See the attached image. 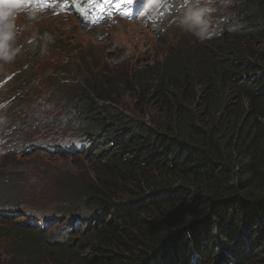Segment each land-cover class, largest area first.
Returning a JSON list of instances; mask_svg holds the SVG:
<instances>
[{
    "label": "trees",
    "instance_id": "1",
    "mask_svg": "<svg viewBox=\"0 0 264 264\" xmlns=\"http://www.w3.org/2000/svg\"><path fill=\"white\" fill-rule=\"evenodd\" d=\"M244 2L252 37H263L264 0ZM234 39L208 43L212 51L198 45L188 58L177 56L143 72L155 83L152 97L163 115L151 126L104 101L115 99L119 87L130 90L128 74H119L114 84L98 78L94 91L66 86L71 117L58 122L67 118L82 147L68 143L65 151L109 162L76 191L73 178L53 177L55 204L72 210L71 220L62 215L56 224L76 235L84 229L87 245L77 257L66 248L51 251L50 264H264V70L225 102V82L236 87L235 59L227 55L246 52L250 42ZM260 62L261 70L264 58ZM243 65L258 75L257 64ZM142 90L137 95L148 96ZM201 93L205 103L194 110ZM148 103L156 105L140 101ZM28 124L37 137L48 133L44 147L57 153L60 144L44 112ZM11 181L21 183L18 175ZM17 191L26 194L28 187ZM27 255H39L29 264L49 258L36 250Z\"/></svg>",
    "mask_w": 264,
    "mask_h": 264
},
{
    "label": "rangeland",
    "instance_id": "2",
    "mask_svg": "<svg viewBox=\"0 0 264 264\" xmlns=\"http://www.w3.org/2000/svg\"><path fill=\"white\" fill-rule=\"evenodd\" d=\"M232 1L211 0L209 3V0H199L197 4V0H191L185 6L183 0H176L187 8L209 5L214 9L207 17L211 26L209 37L218 36L221 30L232 27ZM159 3L157 0L144 6H153L145 13L142 12L143 8L133 13L132 9L126 10L120 4L107 11L103 3H98L96 6L99 13L81 8L79 15L83 11L88 16L85 19L72 13L67 2L59 0L15 2L0 7V186L6 185L12 174L7 173V164H15L19 174L22 163H43L55 167L58 170L56 175H63L65 179L73 178L71 181L76 191L81 182L98 175L100 168L109 162L100 156L89 160H63L42 151L44 148L41 142L33 143L26 139L25 130L30 118L39 109L54 111L51 120L55 122L64 116L71 117L69 110L73 100L67 97L71 90L66 86L75 85L80 90L94 91L93 86H97L98 78L105 76L114 84L119 74H128L133 77L130 90L119 87L115 89V99L104 101L148 126L158 114L162 119L163 115L158 109L160 106L152 97L155 83L147 79L143 72L148 73L157 64L169 59L175 60L177 56L188 58V55L194 54L191 50L199 45L195 39L206 41L208 31L200 34L194 22L182 25L171 6L164 8ZM61 16L65 18L60 19ZM225 40L228 41L229 37ZM233 40L234 37L227 44ZM202 46L206 47L205 44ZM245 46L246 52L238 49L236 53L227 55L238 60L234 61L236 64L233 68H243L246 60L260 68V59L264 58V36L251 38ZM207 48L214 50L213 47ZM10 53H14L11 59L3 58ZM242 55H246V60L243 61ZM251 79L252 76H248L247 80L237 76L236 84L245 89L252 83ZM143 88L148 96L137 95L143 92ZM227 88L225 82L223 92L226 103L231 101L230 94H236V91L229 93ZM94 99L100 102L95 96ZM140 101H151L156 105L152 107L148 103L141 106ZM204 103V94L201 93L194 110L201 108ZM44 137L43 134L41 139ZM21 140L23 142L15 152L26 148L25 155L28 157L5 158L6 153L12 151ZM35 144L39 151L29 155L34 151ZM36 179L38 183L29 195L15 194L11 200L14 207L0 208L2 213H11L6 216L0 213V264H23L25 261V264H29L39 256L31 255L29 258L27 254L32 250L45 253L47 257L51 251H62L61 248L70 250L75 257L84 255L83 247L87 245L81 236L84 229L78 235L75 232L63 235L66 229L61 232L55 230L62 226L54 225V219L63 215L69 221L72 210L62 208L60 211V207L55 206L51 195L52 180L48 175L41 174ZM11 193L8 187L1 196L5 200V196L9 197ZM28 215L34 224L42 216L49 219V224L46 226L43 219H38L35 227H27V224L24 226V222L30 221V218L26 219ZM54 257L52 254L41 262L50 264Z\"/></svg>",
    "mask_w": 264,
    "mask_h": 264
},
{
    "label": "clouds",
    "instance_id": "3",
    "mask_svg": "<svg viewBox=\"0 0 264 264\" xmlns=\"http://www.w3.org/2000/svg\"><path fill=\"white\" fill-rule=\"evenodd\" d=\"M244 1L245 0H233L232 1V3H231L232 14H231V18L230 19H231L233 25H232V27L227 28L225 31L221 30L219 32L218 36H214V37H209L208 36L209 35V31L211 29V26L209 25L210 22L207 19V17L212 12V11L211 12L208 11V9L211 8L209 5L196 7L194 9L190 10L186 14L185 18L181 20V24L182 25H188L190 22H194L199 27L200 34H203L204 32L208 31L207 34H206L208 39L206 41H201L200 42V41L195 39L197 44H199L201 46H202V44H205V46L208 43H212L213 44V43L217 42L220 39H224L225 40V38H228V37H229V40L232 37H234V38H236V37H246L247 39L251 40V38H253L252 36L255 34L254 33L255 32L254 31L255 27L251 24V22L249 21V18L246 16V14L244 12L245 11V4H244L245 2ZM223 9L225 10V2H224ZM176 17H177V19L180 20L182 16L181 15H177ZM255 38H256V36H255ZM225 41H227V40H225ZM210 47H212V46H210ZM233 53H236V52H233ZM12 55H14V53L7 54L3 58L4 59H11ZM241 57L245 60V56L244 55H242ZM225 59H226V56H225ZM234 61H238V60H234ZM234 61H233V63L235 65L236 63ZM225 62L227 64V60ZM229 63H231V61H229ZM233 67H232V70L235 72L233 78L235 79L234 83H235L236 87H233L229 83L226 82V85L228 86L227 91L229 93H232L233 91H236L237 90V86L239 88V85L236 84L237 76L244 77L245 80H247L248 76H252L251 81H253V78L255 76L259 77L262 74V70H260L259 67L257 69H255L257 71L258 75H255V73L245 72L244 71V69H245L244 66H243V68L236 67L238 70H235ZM224 94H225V92L223 93V95ZM230 95H231L230 100H232V98L234 96H233V94H230ZM53 113H54V111H47L46 110L44 112V115H46L51 120V114H53ZM135 121H138V120H135ZM51 122H52V127H53V134L57 135V131L63 132V134H61V136H60V138H59V140L57 142V143L60 144L59 150L57 151V153H55L53 151L52 154L51 155L49 154V155L50 156H56V157H58L60 159H63V160H66V159L75 160L76 158H84V157H82V153H80V152H75L74 154L70 155V154L66 153V151H65V145H67L68 143H70L71 145L75 146L77 149H80L82 147V143H81L80 137H79L80 133L77 132L76 129L71 127L68 123H66V121H64V123L62 125H59L57 122L52 121V120H51ZM44 135H45L44 139H41V136H39L38 139L35 142L34 141H31V142H33V143L41 142V145H43V148H44V150H42V151H45L46 153H48L47 149H45V147H44V143L43 142L47 141L49 139V134L45 132ZM38 151H39V148L35 144L34 151L31 154H29V155H35L36 152H38ZM25 153H26V151L23 152L20 157H28L27 155H25ZM55 172H58V170L55 167L43 164V166H42L41 170L39 171V173L37 174V176L41 175V174H43V175L46 174L53 181V177L56 175ZM58 177H60L61 179L65 178V177H63V175L62 176H58ZM37 183H38V181H37ZM37 183H36V185H37ZM51 195L53 197V194H52V183H51ZM53 202L55 203V198H53ZM55 206L59 207V205H57V204H55ZM61 209H62V207H60L59 210L61 211ZM60 217H62V215ZM60 217L54 219L55 220L54 225H57L56 224L57 220H61ZM44 219H47V218H44ZM47 222L48 223L46 224V226L49 224V219H47ZM35 226H36V224H33V226H31V227H35ZM71 232H75V231H71ZM69 234H70V232L66 233V235H69Z\"/></svg>",
    "mask_w": 264,
    "mask_h": 264
},
{
    "label": "snow or ice",
    "instance_id": "4",
    "mask_svg": "<svg viewBox=\"0 0 264 264\" xmlns=\"http://www.w3.org/2000/svg\"><path fill=\"white\" fill-rule=\"evenodd\" d=\"M159 2H160V3H164L165 0H159ZM183 2H184V4H185V6H186V4H187V3H190L191 0H183ZM210 2H211V0H209V3H210ZM125 3L131 4V3H133V0H125ZM198 3H199V0H197V4H198ZM208 11L211 12V11H214V9L209 8Z\"/></svg>",
    "mask_w": 264,
    "mask_h": 264
}]
</instances>
